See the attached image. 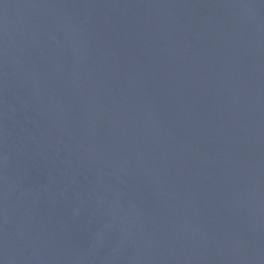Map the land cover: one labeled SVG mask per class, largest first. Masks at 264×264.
Segmentation results:
<instances>
[{
	"label": "water",
	"instance_id": "95a60500",
	"mask_svg": "<svg viewBox=\"0 0 264 264\" xmlns=\"http://www.w3.org/2000/svg\"><path fill=\"white\" fill-rule=\"evenodd\" d=\"M0 264H264V0H0Z\"/></svg>",
	"mask_w": 264,
	"mask_h": 264
}]
</instances>
